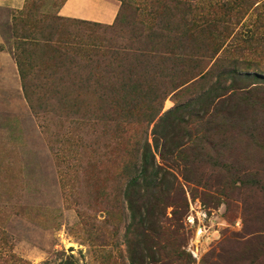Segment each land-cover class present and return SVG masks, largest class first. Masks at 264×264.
<instances>
[{
  "label": "rangeland",
  "instance_id": "1",
  "mask_svg": "<svg viewBox=\"0 0 264 264\" xmlns=\"http://www.w3.org/2000/svg\"><path fill=\"white\" fill-rule=\"evenodd\" d=\"M120 2L110 26L0 10V264H264V0ZM135 61L152 86L115 98Z\"/></svg>",
  "mask_w": 264,
  "mask_h": 264
},
{
  "label": "trees",
  "instance_id": "2",
  "mask_svg": "<svg viewBox=\"0 0 264 264\" xmlns=\"http://www.w3.org/2000/svg\"><path fill=\"white\" fill-rule=\"evenodd\" d=\"M48 40L46 41V44L50 43ZM140 52H144V50H140ZM133 58L134 59H132V60H137V61L139 60V56L138 57L135 56ZM17 60H18V58H17ZM136 64H137L138 67H140V65L136 61H135V64L134 65L133 64L130 65V68L127 67L125 69V66H122V68L125 69V70L124 71H121L120 74H121L122 77L127 76L126 78L129 79V78H132L133 77L132 75H135V73H136L135 76L136 77L138 75L141 76L142 82L139 81L137 83V85L136 86H133V87L130 86V85H127L128 86L127 87L128 91L127 92H123V93H121L119 90L117 92L114 89V87H113L112 88L113 89V93L112 94H116L115 95V98L119 97L120 94H121V96L123 95V96L130 97L131 94H130L129 90H131L132 92H134L137 87H145V86H147L148 88H150L152 86L151 84H149L148 82H146V80L144 79V77H146V75L144 73H142L143 71H139L140 70L139 68H138V71L135 70V68H133ZM20 65L21 64L19 63V68H20ZM118 70H119V66H118V63H117L114 66H110V70H109L110 72L109 73H106V75L110 76L109 74H112L113 72L114 73L115 72H118L119 73ZM99 71H101L99 68H95V67H93V64H88L87 63L86 65H83V67L78 68L76 70V76H75V73L74 72H73L72 76H75V80L76 81L82 82L84 79H87V77H92V76H88L89 73H92V72L94 73V72H99ZM20 73H21V75H20L21 78L23 79V81H25L26 78L24 77L25 76L24 71H22L20 69ZM90 75H92V74H90ZM115 75H119V74H115ZM99 77H100V74L98 75L97 78H95V79H97L95 81H98V78ZM103 78H105L104 73H103ZM126 83L128 84L129 82H126ZM26 95H27V97H29L28 94H26ZM175 113H177V112H175ZM156 115H157V113H156ZM156 115H154V116H156ZM174 115H176V114H173L172 116H174ZM154 116L151 115V114H150V116H147L148 121H151ZM172 118H174L172 120L175 121V117H172ZM178 118H180V116ZM145 143H146V145H148L147 142H145ZM140 160H141L140 165H138V169H136L133 172V174L130 176V182H129V185L127 186V189H126L127 190V197H128L129 209L133 213L135 212V210H134L133 207L138 202V199H139V201H142L143 203H145V202L148 203V204H145L147 206H150V207L155 206V204H153V203L151 204L150 203V200L144 199V197L141 195V192L146 193V194H153L154 193L153 191H155L156 189L159 188V184L155 183V181L157 179V176H158V170L159 169L154 170V166H153L154 165V161H153L154 160V157H153V154L149 150H145L144 149L143 152H142V157H141ZM136 164H137V162L135 160V166H137ZM138 179H141V183L140 184L137 183L138 181L136 182V180H138ZM136 184H138V185L135 188L134 186ZM128 190L130 192H132V195L128 194ZM140 264H143V263H140Z\"/></svg>",
  "mask_w": 264,
  "mask_h": 264
},
{
  "label": "crops",
  "instance_id": "3",
  "mask_svg": "<svg viewBox=\"0 0 264 264\" xmlns=\"http://www.w3.org/2000/svg\"><path fill=\"white\" fill-rule=\"evenodd\" d=\"M27 2L28 0H0V10L7 13L2 19L4 23L10 25L14 15L22 12ZM120 9V0H62L58 15L65 19L110 26L116 22ZM3 44L0 37V45Z\"/></svg>",
  "mask_w": 264,
  "mask_h": 264
}]
</instances>
